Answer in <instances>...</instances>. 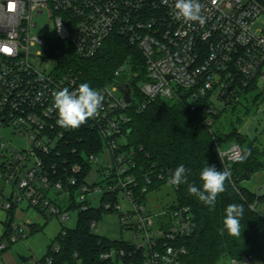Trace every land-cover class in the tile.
I'll list each match as a JSON object with an SVG mask.
<instances>
[{
  "label": "built area",
  "instance_id": "1",
  "mask_svg": "<svg viewBox=\"0 0 264 264\" xmlns=\"http://www.w3.org/2000/svg\"><path fill=\"white\" fill-rule=\"evenodd\" d=\"M200 2L204 25L176 20L174 0H0V176L19 190L3 205L7 213L13 203L26 199L30 208L49 210L65 223L70 212L93 207L89 197L100 194V206L109 213L118 212L123 230L133 236L131 241H122L124 247L102 253L101 261L181 264L187 254L182 241L194 231L192 212L174 203L150 213L147 186L153 183V175H145L147 186L138 194L135 153L124 149L119 140L131 121L130 110L141 112L158 99L184 103L193 112L199 109V102L207 100L205 124L212 132L219 111L239 100L246 89L254 88V93L264 88V0ZM42 15H47L51 30L38 36L33 30L39 27L37 20ZM113 36L123 38L143 55L147 80L141 82L139 94L144 102L135 105L131 75L126 83L118 81L130 69L125 64L115 71L111 84L97 89L103 95L100 113L80 128L87 126L99 134L105 147L100 155L85 156L92 169L82 183L81 165L72 164L71 174L68 169L60 173L51 159L62 160L61 147L74 131L57 125L53 94L63 88L74 91L79 77L74 70L63 74L46 71L42 65L52 61L47 55L42 58L40 52L32 56L31 48L39 45L47 51L48 40L56 38L70 42L80 58L89 59ZM118 91L120 97L115 95ZM126 91L131 103L125 100ZM18 138L24 139L25 146L13 143ZM228 146L222 150L217 145L226 167L243 155L241 145ZM63 161L68 162L67 158ZM157 178L164 180L162 174ZM75 187L81 208L70 210ZM52 189L68 202L66 209L48 198ZM254 193L257 199L250 208L257 211L264 202L260 199L264 184ZM121 200L127 201L128 211L120 210ZM28 231L27 224L14 221L10 242L24 239ZM5 249L1 244L0 250ZM54 250L59 251L60 246ZM248 263L264 264L254 257L232 260V264Z\"/></svg>",
  "mask_w": 264,
  "mask_h": 264
},
{
  "label": "trees",
  "instance_id": "2",
  "mask_svg": "<svg viewBox=\"0 0 264 264\" xmlns=\"http://www.w3.org/2000/svg\"><path fill=\"white\" fill-rule=\"evenodd\" d=\"M47 56L55 63L57 74L74 70L79 77V85L88 83L95 89L111 84L115 71L129 60V64H133L134 77L131 86L137 98L135 105L144 102V97L139 94L138 84L147 80L145 60L137 48L130 46L121 37L109 38L102 49L89 59L80 58L70 42L52 38L48 40ZM253 91L254 88L246 89L243 95L240 94L239 100L229 103L219 111L214 117L216 124L212 132L205 124L207 100L199 102V109L196 112L191 111L184 103L169 105L162 99L150 103L141 112L135 110L129 112L131 121L123 132L126 142L124 149L135 153L137 167L133 172L140 177L138 194L147 186L145 175H153V183L147 186L148 192L152 193L169 185L167 183L169 177L180 164L189 170L187 183L170 185L175 190V204L178 207H189L193 215L194 231L190 237L182 241L187 248V254L181 260V264H220L225 258L241 261L248 257H254L259 263H264V215L250 208L257 197L244 186L247 178L251 180L255 174L264 170V150L252 143L248 136L242 135L236 127L243 122L237 114L242 99L249 102ZM260 99V95H257L251 102L257 105ZM229 112L232 116H237L234 121L229 120L231 130L223 132V129L216 126ZM67 139L68 141L61 147V156L67 158L68 162L63 164V158L51 159L57 163L56 169L60 173H65V169H68V174H71L72 164L81 165L83 171L79 178L83 183L92 169L85 156L100 155L105 144L99 134L87 126L74 130ZM234 143L241 145L243 155L237 163L226 167L220 158L217 145ZM206 165L215 166L217 170L231 171L226 191L217 197L214 209H210L188 192L189 184L202 188L199 174ZM158 174H162L164 180H158ZM76 189L78 188H72L70 210L81 208V205L76 203ZM143 199L144 197H141L142 201ZM260 199L264 201V196ZM9 200L12 198L9 197ZM105 200L106 197L102 199ZM229 204L243 206L240 237L230 236L226 231L221 234L225 208ZM16 207L17 204L13 203L7 213L5 232L0 238V245L5 243L6 249L0 252H5L13 245L10 237ZM37 211L46 216L47 210L37 208ZM108 213L103 205L80 211L75 229L62 227L57 242L60 250L55 251L54 246L49 247L47 255L38 261L39 264H50V261L51 264H105L100 259L102 253L114 247H124L122 241H109L93 232L92 224L97 223ZM31 232H38V229L32 227ZM76 255L78 258H75Z\"/></svg>",
  "mask_w": 264,
  "mask_h": 264
},
{
  "label": "rangeland",
  "instance_id": "3",
  "mask_svg": "<svg viewBox=\"0 0 264 264\" xmlns=\"http://www.w3.org/2000/svg\"><path fill=\"white\" fill-rule=\"evenodd\" d=\"M39 27L33 30V34L42 36L47 31L51 30L49 27V21L47 15H42L38 20ZM41 54L42 58H45L47 55V51L45 48L37 45L31 48L32 56H36L37 53ZM128 65L130 69L127 70L122 76L118 78V81L121 83H126L128 81L129 75L134 77V73L132 71L133 64H129V60L124 63ZM123 64V65H124ZM46 69V71L50 72L55 69V63L46 61L44 65H42ZM141 82L138 84V88L140 87ZM117 97L121 96V92L115 93ZM260 95L261 99L257 105L252 104L251 99L255 96ZM252 97V98H251ZM249 102H246L242 99V105L239 106L238 115L242 118V124L236 125L238 131L245 136L249 137V140L254 143L261 150H264V88H261L259 91L254 92L251 96ZM244 98V97H243ZM169 105H173L176 102L171 100H165ZM218 107L221 108V104H218ZM236 116H232L229 112L223 116L220 123L217 124V128L223 129V132H229L231 130V126L229 125V120L234 121ZM22 138L14 139L13 143L20 146H25V141ZM121 144H125V139L122 138L119 140ZM229 148L228 145L221 144L222 150H227ZM264 184V170L258 174H255L251 180L246 181L244 186L251 191H257L259 187ZM15 192L19 193V190L13 186V183H6L0 176V227L3 228V222L5 218L2 217V213H5L7 216L6 210L3 209V205L9 202V197L11 194ZM51 199H55L63 209H66L68 206V202L62 197H59L54 189L50 190L48 193ZM101 195L96 194L89 197V201L93 207H98L101 204ZM176 203L175 190L172 186L167 185L163 186L160 190L150 193L147 196V207L150 213L156 214L159 213L162 209ZM28 202L25 199L24 201L19 203L20 207L26 208L28 207ZM129 205L126 200H121L120 202V210L122 212L128 211ZM29 211L37 213V211L33 208L29 207ZM257 211L260 213H264V202H261L257 206ZM46 218H42V222L40 225L44 226L43 231L38 232H28L27 236L16 242L12 245L11 249L22 250L19 256L29 259L27 262H22L23 264H32L34 261H39L43 259L48 251L49 247H56L58 242V235L61 232L62 227H65L69 230H73L76 227L78 221V212L72 211L70 212V218L65 223H62L59 217L52 215L50 211H46ZM18 223V222H17ZM94 234L106 238L109 241H131L133 240L132 232L124 231L121 221L120 214L118 212L108 213L103 216L101 220H99L95 227L93 228ZM10 249V250H11ZM220 264H232V260L229 258H225L220 262ZM254 264V263H248Z\"/></svg>",
  "mask_w": 264,
  "mask_h": 264
},
{
  "label": "clouds",
  "instance_id": "4",
  "mask_svg": "<svg viewBox=\"0 0 264 264\" xmlns=\"http://www.w3.org/2000/svg\"><path fill=\"white\" fill-rule=\"evenodd\" d=\"M203 11L204 6L200 0H174L172 14L178 21L204 25L206 17L203 15ZM102 106L103 95L88 83H81L74 91L63 88L53 94V109L58 114L56 123L66 130L79 129L89 119L98 116ZM188 172L189 170L183 164H180L172 172L167 183L169 185L187 183ZM230 177V170H217L215 166L206 165L199 174L202 188L189 184L188 192L209 206L210 209H214L217 197L226 191V183ZM243 211V206L239 204H229L225 208L221 234L226 231L230 236H241L240 221L243 217Z\"/></svg>",
  "mask_w": 264,
  "mask_h": 264
},
{
  "label": "crops",
  "instance_id": "5",
  "mask_svg": "<svg viewBox=\"0 0 264 264\" xmlns=\"http://www.w3.org/2000/svg\"><path fill=\"white\" fill-rule=\"evenodd\" d=\"M2 217L5 218V221L2 223L3 228L0 227V238H2L4 235L5 223L7 220V216L5 213H2ZM42 218L47 219L46 216H44L39 211H37V213L29 211V205H28V207L23 208V207H20L18 204L17 207L15 208V211H14V221L18 222V223L27 224L28 229H29L28 232H31L32 227H36V229H38V231H43L46 223L44 224V226L40 225L42 222ZM11 247L8 250H6L5 252H0V264H23L25 261H21L19 258V257H21V256H19V254L22 250H19L17 248H16V250H13V249H11Z\"/></svg>",
  "mask_w": 264,
  "mask_h": 264
},
{
  "label": "water",
  "instance_id": "6",
  "mask_svg": "<svg viewBox=\"0 0 264 264\" xmlns=\"http://www.w3.org/2000/svg\"><path fill=\"white\" fill-rule=\"evenodd\" d=\"M125 100H126L127 103H131V97H130L129 91L125 92ZM249 180H250L249 178L246 179V181H249ZM19 258H20L21 261H25L26 260V258H24V257H19Z\"/></svg>",
  "mask_w": 264,
  "mask_h": 264
}]
</instances>
